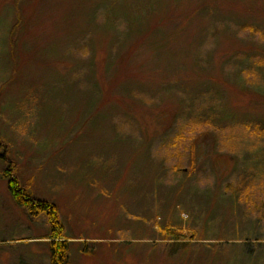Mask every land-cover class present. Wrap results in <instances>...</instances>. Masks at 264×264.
I'll return each instance as SVG.
<instances>
[{
    "label": "rangeland",
    "instance_id": "374dc122",
    "mask_svg": "<svg viewBox=\"0 0 264 264\" xmlns=\"http://www.w3.org/2000/svg\"><path fill=\"white\" fill-rule=\"evenodd\" d=\"M89 1L0 0V264L51 262V223L15 204L7 159L57 205L70 264H264L233 244L241 226L264 242V0H180L164 50L147 32L110 64L123 45Z\"/></svg>",
    "mask_w": 264,
    "mask_h": 264
},
{
    "label": "trees",
    "instance_id": "16d2710c",
    "mask_svg": "<svg viewBox=\"0 0 264 264\" xmlns=\"http://www.w3.org/2000/svg\"><path fill=\"white\" fill-rule=\"evenodd\" d=\"M115 2L112 3L110 6L107 3L108 0H91L90 7L91 12L90 14L94 16V13H98L104 9L106 14V21L102 24V29L106 31L108 34L111 32L115 33L117 42L122 43V47L119 46L120 49L117 50L116 46L111 43V51L117 52L114 58L109 57L110 61L108 63H112L113 61L125 62L128 57V51L132 42L137 38L142 43L144 36L148 32L147 36L148 41L147 45L149 48H154L158 52L164 50V47L170 43L169 39L171 37L176 38L177 35L174 33H163L162 28L166 24L167 20L171 21L172 17H170V8L174 11H177L178 5L181 4L180 0H114ZM197 12H201L197 9ZM193 14V13H192ZM114 16V17H113ZM182 16V15H181ZM93 18V17H92ZM91 18V20H93ZM120 19V23L115 26V20ZM19 21V20H18ZM18 21L15 25L11 27L12 34L10 36V45L12 47L14 38V31L18 27ZM93 23V22H92ZM155 23V24H154ZM124 24V27L121 28L119 25ZM154 24V25H152ZM95 26V25H94ZM142 27V28H141ZM247 28V26H244ZM249 29L252 31H256L259 33V28L254 25H250ZM96 30V29H93ZM262 34L260 31L259 35ZM123 37H122V36ZM263 35V34H262ZM154 36H159L161 38L153 39ZM135 42V41H134ZM134 46V43L133 45ZM131 46V47H132ZM123 48V49H122ZM245 85L241 86L240 89H244ZM256 87H253V89ZM255 90V89H254ZM238 121V120H234ZM244 121L245 120H240ZM258 122H264V119L257 118ZM263 129L264 123H259ZM249 127V126H248ZM261 129V130H262ZM263 132V130H262ZM179 137V136H176ZM2 143V144H1ZM4 147L8 149L6 143L0 140V147ZM8 158L5 153L0 155V158ZM8 160V167L3 171L4 177L8 180L10 194L12 196L13 201L19 207L24 208L31 217H39L42 214H46L49 222L51 223L52 229L50 233V239L52 242L50 243L51 247V262L50 264H70L69 258V242L67 241H57L56 238L60 237L64 233V225L59 219V211L57 205L51 203L47 200L38 199L32 197V195L25 189L19 182V179L16 175V165L11 160ZM181 169L179 166H176L175 172H179ZM184 169H182L183 171ZM173 182V181H172ZM226 189H231L232 184H227ZM264 190V189H262ZM235 195L237 193H234ZM262 201L257 202L253 208L254 210L250 212L252 215L251 220L254 221H261L264 219V194ZM250 198V197H248ZM235 200V198H234ZM252 208V209H253ZM183 214V213H182ZM257 215V217H256ZM181 218V217H180ZM249 219V218H248ZM185 220V219H184ZM181 221V220H180ZM183 222V218H182ZM182 222L175 223L172 217H169L168 223L163 226V235L166 236V239H172L174 241H180L185 238L184 230ZM192 229V227H188ZM254 228V227H253ZM241 231H244L246 234V241L241 243H233V244H241L244 247L245 252L251 256L250 259H253L254 255H250L249 253H256L262 249V256L264 259V242L260 239V235L258 233H254L253 229L250 230L246 227L241 226ZM194 230V229H192ZM249 230V231H248ZM248 231V232H247ZM193 238L191 240H196L194 233L192 234ZM184 237V238H182ZM204 240V239H203ZM248 247H252L253 249H249Z\"/></svg>",
    "mask_w": 264,
    "mask_h": 264
},
{
    "label": "crops",
    "instance_id": "0c3cea01",
    "mask_svg": "<svg viewBox=\"0 0 264 264\" xmlns=\"http://www.w3.org/2000/svg\"><path fill=\"white\" fill-rule=\"evenodd\" d=\"M1 95V94H0ZM1 97V96H0ZM2 105H1V110L2 111H5L6 110V107H8L9 108V104L7 103V102H3V103H1ZM14 115V114H13ZM15 116H17V115H15ZM0 138H1V136H0ZM6 141V140H5Z\"/></svg>",
    "mask_w": 264,
    "mask_h": 264
}]
</instances>
